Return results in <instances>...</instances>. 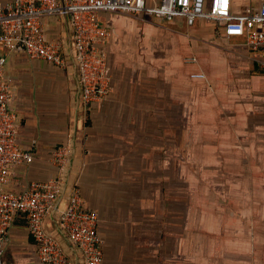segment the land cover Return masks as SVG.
<instances>
[{"label": "crops", "instance_id": "crops-1", "mask_svg": "<svg viewBox=\"0 0 264 264\" xmlns=\"http://www.w3.org/2000/svg\"><path fill=\"white\" fill-rule=\"evenodd\" d=\"M260 1L232 0V10L242 12ZM99 18L110 31L105 43L110 91L85 116L73 69L7 53V108L16 115L17 143L33 160L12 166L4 189L21 191L32 181L57 177L52 155L70 142L67 189L59 206L75 186L83 207L98 213L102 264H264V87L255 82L264 78L262 50H251L243 36L227 37L205 19L189 26L180 17L165 22L101 13ZM44 30L48 39L67 37L68 18L47 17ZM258 70L262 76L254 75ZM236 77L241 81H233ZM236 166L245 173L239 187L255 188L239 199L256 203L250 243L251 215L241 208L240 225L231 234L220 219L223 210L216 208L221 197L210 189L214 174L209 180L197 176L237 171ZM248 172L255 173L249 181ZM44 228L71 263L80 264L57 213L45 218ZM237 234L238 246L232 238ZM3 260L42 264L23 214L14 216L5 234Z\"/></svg>", "mask_w": 264, "mask_h": 264}, {"label": "built area", "instance_id": "built-area-1", "mask_svg": "<svg viewBox=\"0 0 264 264\" xmlns=\"http://www.w3.org/2000/svg\"><path fill=\"white\" fill-rule=\"evenodd\" d=\"M101 13H121L171 22L180 17L187 25L198 19L215 23L227 37L243 36L253 51L262 50L264 69V0L242 12L232 10V0H7L0 2V264L3 241L16 214L25 216L28 231L37 244L42 264H72L59 241L44 228V220L57 213L58 227L80 255V264H102L103 240L98 233L99 216L83 207L77 187L71 186L67 201L66 169L73 154L70 142L58 146L52 162L59 175L36 180L21 191L4 189L11 167L31 163L33 154L16 140V115L7 108L10 86L3 76L10 51L24 53L77 75V101L85 114L110 91V69L105 43L110 31L100 22ZM62 14L68 18L69 33L55 39L45 35V18ZM192 77H203L194 73Z\"/></svg>", "mask_w": 264, "mask_h": 264}, {"label": "rangeland", "instance_id": "rangeland-1", "mask_svg": "<svg viewBox=\"0 0 264 264\" xmlns=\"http://www.w3.org/2000/svg\"><path fill=\"white\" fill-rule=\"evenodd\" d=\"M256 74L257 76H262V71L258 70L256 71V73H254V75ZM236 80L241 81L239 80L238 77L234 78L233 81H236ZM242 81H245V80H242ZM255 82L258 86L264 87V78L258 77ZM253 146H254V143H253ZM253 146L249 145L250 147L249 149L252 152H254V147H255ZM253 159H254V155L252 158L249 157V168H252V169L255 168V163L252 162ZM236 170L237 171H229V172L222 171V172H216V173H197L199 180H209V178L207 177L214 174L215 186L214 187L212 186L210 189H211V192H213L214 196L217 197V199L221 197L222 203L217 204V205L215 203V205L218 211L222 212L223 210L224 214L222 213V216H220V219H222V221L225 223L224 225H226L227 227H232L230 230L231 234H233V230L238 228V226L240 225V215L239 214L242 211L241 208H243L244 212H247L249 214L248 216L251 215L252 218L254 217V214L256 212V203L252 202L250 198L247 204L239 203L241 194H244L246 190L247 192H250L249 195L251 193L254 194L255 188H252V189L250 187L249 189L240 188L239 187L240 179L241 178L244 179V177H241V175H244L245 173L239 172L237 166H236ZM187 174L196 175V173H187ZM251 174L253 176L255 175L254 172H248V181L250 180ZM227 185H233V186L231 187ZM228 197L232 199H236V202H231V203L224 202L225 200L223 199L228 198ZM252 200H255V198L253 197ZM229 211H231V213H225ZM254 223H255V218H253V227H252V224L250 223L248 224L249 226L248 243L254 241V235H250L251 232H254V227H255ZM232 238L235 240L234 241L235 245L238 246L239 234H237V236L232 237Z\"/></svg>", "mask_w": 264, "mask_h": 264}]
</instances>
